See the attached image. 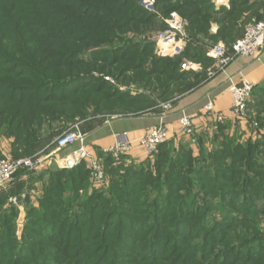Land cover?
<instances>
[{
    "label": "trees",
    "instance_id": "obj_1",
    "mask_svg": "<svg viewBox=\"0 0 264 264\" xmlns=\"http://www.w3.org/2000/svg\"><path fill=\"white\" fill-rule=\"evenodd\" d=\"M142 1L0 0V140L13 159L54 148L78 123L87 134L115 116L163 113L207 81L184 60L207 69L210 47L232 49L247 19H264V0H155V13ZM172 13L186 21V43L160 56L150 38ZM194 137L171 138L141 163L96 148L99 189L86 161L20 169L0 190V264H264V81L245 122ZM13 198H24L20 238Z\"/></svg>",
    "mask_w": 264,
    "mask_h": 264
},
{
    "label": "built area",
    "instance_id": "obj_2",
    "mask_svg": "<svg viewBox=\"0 0 264 264\" xmlns=\"http://www.w3.org/2000/svg\"><path fill=\"white\" fill-rule=\"evenodd\" d=\"M141 6L146 11L153 12L155 10V0H143ZM166 25V30L152 36L150 40L156 43L158 55L174 56L182 52L185 46L186 36L184 29L186 21L179 14L172 13L171 17L166 20ZM262 54H264V19L255 21L249 25L245 29L243 37L233 44L232 49H228L223 42L210 47L207 51V56L213 60V64L207 69L201 64L190 60H184L181 68L184 71L195 74H205L207 81H209L225 73L236 58H250ZM105 79L109 80V78ZM229 82L230 86L228 90L232 104L227 112L218 111L212 100L208 101L203 107V113L213 123H224L226 121L242 123L248 119V103L251 100L255 85L247 79H242L240 83H235L232 80ZM175 101L176 99L162 103L159 108L163 110V113L169 112L173 109ZM117 118L122 117L115 116L112 120ZM195 118L194 115L183 112L178 121L180 136L183 135L190 139L193 145L196 143L194 137L196 130L194 126ZM253 125L254 127L258 126V124ZM253 139H257V137L254 136ZM167 140H169L168 130L161 124L147 131L137 140L130 139L127 133L119 134L116 136V142L111 147L102 151L112 155L116 159L131 154L135 147L141 148L146 154H151L157 150L159 145L165 143ZM53 145L59 152L72 149L70 154L61 163L60 166L62 168L71 169L86 161L91 170L92 179L96 183H104L106 178L103 165L96 158L94 151L89 148L87 135L82 131L79 123L58 136ZM43 161L45 162V158H42L40 153L30 158L15 160L11 157H5L0 160V190L4 189L13 180L15 174L20 169L38 171L42 169Z\"/></svg>",
    "mask_w": 264,
    "mask_h": 264
},
{
    "label": "crops",
    "instance_id": "obj_3",
    "mask_svg": "<svg viewBox=\"0 0 264 264\" xmlns=\"http://www.w3.org/2000/svg\"><path fill=\"white\" fill-rule=\"evenodd\" d=\"M214 3L216 8H229V0H215ZM217 29L218 27L214 25L212 32L216 33ZM242 79L251 81L255 86L264 81V54L250 58H236L225 73L212 80L206 81L189 93L178 96L173 109L169 112L148 114L135 118L137 120H150V124L133 126L134 124L132 121L135 119L117 118L95 127L86 134L87 144L93 151L96 148L103 150L111 147L116 142V136L119 134L127 133L130 139L137 140L147 131L161 124L167 128L169 136L179 137L178 121L183 112L196 117L194 126L198 132L206 131L209 128L208 126L211 119L203 113V105L212 100L218 111L227 112L232 104V99L228 90L230 86L229 81L232 80L235 83H240ZM241 128L243 129L244 126L242 125ZM0 148L5 157H11L10 140H0ZM69 150L71 151L72 149L65 151ZM134 152L138 153L142 152V150L135 147L132 153ZM48 158L49 159L45 157L42 169L38 170V172L48 171L58 163L54 158Z\"/></svg>",
    "mask_w": 264,
    "mask_h": 264
},
{
    "label": "rangeland",
    "instance_id": "obj_4",
    "mask_svg": "<svg viewBox=\"0 0 264 264\" xmlns=\"http://www.w3.org/2000/svg\"><path fill=\"white\" fill-rule=\"evenodd\" d=\"M215 1V0H214ZM156 12V9L153 11V12H151V13H155ZM180 16V15H179ZM181 17V16H180ZM183 18V17H182ZM256 20H254V19H252V20H250V19H247V21L245 22V28H243V29H246L249 25H251L253 22H255ZM165 23H166V21H165ZM105 78H107V77H105ZM108 81H110L111 83H115L113 80H111L110 78H109V80ZM122 89V88H121ZM206 104V103H205ZM204 104V105H205ZM204 105H203V107H204ZM136 118H138V117H136ZM133 119H135V118H133ZM132 123L134 124L133 126H143V125H145V124H150V120H137V119H135L134 121H132ZM210 124H209V128H208V131H211L212 130V126H213V122L211 121V122H209ZM98 125V124H97ZM131 125V124H130ZM132 126V125H131ZM157 127V126H156ZM155 127V128H156ZM154 129V128H153ZM196 129V128H195ZM197 130V129H196ZM88 133V132H87ZM180 135V134H179ZM175 137V136H174ZM174 137H172V136H169V139H171V138H174ZM179 137H181V136H179ZM188 139V138H187ZM189 140V139H188ZM196 141V140H195ZM196 143H197V141H196ZM196 143L194 144V145H196ZM190 144L191 145H193L192 144V142H191V140H190ZM193 145V146H194ZM139 148V147H138ZM141 149V148H140ZM142 150V149H141ZM70 150L69 151H58V150H56L55 148H52V149H50V150H44V151H41V155H42V158H47V159H49L48 157H50V158H54L56 161H58V163H56L55 165H54V167H59L60 165H61V161H63V159L65 160V157H67L69 154H70ZM156 154V151L155 152H153V153H151V154H146L145 152H144V150H142V152H134V153H131L130 155H129V157L126 159L127 160V164H129V163H131V161H133V162H137V163H141L142 161H145V160H150V159H152L153 158V156ZM12 158V157H11ZM44 162V161H43ZM60 163V164H59ZM91 182H92V186L93 187H96L97 189H99L100 187L99 186H97V185H102V184H99V183H96L92 178H91ZM24 199V198H23ZM23 199H17V198H13L12 199V202H13V204L14 205H16L17 207H19L18 208V210H19V215H18V218H17V221H16V235L20 238L21 237V233H22V231H23V226H24V223H25V217H26V215H25V211H24V207H23V205H22V200Z\"/></svg>",
    "mask_w": 264,
    "mask_h": 264
},
{
    "label": "water",
    "instance_id": "obj_5",
    "mask_svg": "<svg viewBox=\"0 0 264 264\" xmlns=\"http://www.w3.org/2000/svg\"><path fill=\"white\" fill-rule=\"evenodd\" d=\"M181 52H179V53H177V54H175V55H178V54H180Z\"/></svg>",
    "mask_w": 264,
    "mask_h": 264
}]
</instances>
